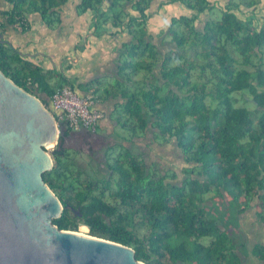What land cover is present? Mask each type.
<instances>
[{"label":"trees","instance_id":"obj_1","mask_svg":"<svg viewBox=\"0 0 264 264\" xmlns=\"http://www.w3.org/2000/svg\"><path fill=\"white\" fill-rule=\"evenodd\" d=\"M4 1L0 29L25 34L32 15L58 29L70 0ZM154 1L80 0L77 6L79 15L93 13L94 36L112 27L131 37L119 50L114 84L95 80L81 90H93L101 104L116 102L111 121L131 133V141L123 140L133 146L108 148L101 164L107 172L101 165L85 167L82 154L65 147L74 132L60 123L54 167L43 175L64 206L53 224L73 232L85 226L91 236L132 248L144 264H244L248 254L264 262V244L249 250L237 232L253 201L264 226V24L241 10L264 0H230L224 7L211 0H165L191 16L171 17L167 30L157 34L160 45L148 32ZM216 7L219 14L211 15ZM0 70L50 111L58 89L78 91L12 43L0 41ZM142 72L143 81H135ZM148 134L180 150L187 167L179 182L175 171L164 174L148 165L134 143ZM210 196L215 207L226 202V211L209 207ZM228 214L233 227L225 223Z\"/></svg>","mask_w":264,"mask_h":264},{"label":"water","instance_id":"obj_2","mask_svg":"<svg viewBox=\"0 0 264 264\" xmlns=\"http://www.w3.org/2000/svg\"><path fill=\"white\" fill-rule=\"evenodd\" d=\"M59 136L53 113L0 70V264H144L130 247L53 224L64 206L43 175Z\"/></svg>","mask_w":264,"mask_h":264},{"label":"rangeland","instance_id":"obj_3","mask_svg":"<svg viewBox=\"0 0 264 264\" xmlns=\"http://www.w3.org/2000/svg\"><path fill=\"white\" fill-rule=\"evenodd\" d=\"M164 2L165 0H155L149 12L151 16L149 21L148 32L156 36L155 41L156 42L158 41L159 45L161 38H158L157 34L160 35L161 34L160 32L162 30L164 31L167 30V26L169 25L171 17H179L182 15L191 16V11H189L186 7L180 4L167 5L164 4ZM211 2H213L215 5L218 4L217 2H219L220 6L224 7L230 2V0H211ZM79 4H80V0H70L69 3L63 7L62 10L63 22L61 26L58 29H56V31L53 32L51 30V32H49L50 36L49 38H46L47 41L53 40L57 42V40L59 41L65 40L66 43H68L71 40V42L69 43L70 46H72L73 44L72 32H75L74 30L81 32L82 36H84L83 37L84 40L86 39L87 34H92L89 25L91 26L93 22V17H94L93 13L88 12L84 15L80 13L79 15L77 12V6ZM3 9H7V4L5 3L4 0H0V10ZM241 10H242V15L248 16V14L249 15L254 14L256 16V22L260 25L264 24L263 3L258 5L255 9L249 10L245 7H242ZM218 14H219V7H216V9H214L211 15H218ZM207 17L208 15H205L202 18V20L206 19ZM29 22L31 23L32 29L30 32L25 34H22L21 32L20 34L12 32L11 27H9L10 29L7 32L8 33L7 37H9V41L12 42L15 47H18L24 54L32 53L31 58L36 62L40 60L39 65L42 66L45 71H49V72L52 71V73H55L56 64L53 62L52 58L49 57V55H47L44 52H41L42 54L41 53L37 54V52L41 51L44 40L40 38L43 31L40 30L39 33L38 31H36V28H40V27L46 29L49 28L44 24V22L41 20L39 15L30 16ZM110 31L113 35L114 40L115 38L117 39L116 41L118 42V45L116 47L118 48L120 45L119 42H121L122 39H125L126 41L130 37L127 32L123 35L121 34L119 35L117 33V30L112 27H110ZM60 32H62V34L64 35H62L60 38H57V36L55 35L56 34L60 35ZM166 38L167 41L170 40L169 36ZM168 47L169 46H167L166 49H168ZM77 49L79 51L78 47ZM66 52H67L66 55L70 56L71 61H69L67 58L64 59V63H63L64 69H62L61 64L59 65L61 71L67 70L70 66V63H73V59L77 56L75 50L72 51L68 49ZM143 75L144 72H142L139 76H137L135 78V81L141 83L143 81L142 79ZM104 79H107L106 80L107 83L114 84L110 76H106ZM51 81L54 85L55 83H57V78H53ZM107 83L104 84V87L107 86ZM164 90L166 91L167 88L164 87ZM137 135L141 136L140 131L138 132ZM123 139L131 141L132 139L131 133L128 132L127 130L121 129L120 127L117 128L116 123L111 121L109 127L105 128L104 130L99 129L97 134H89L87 132L72 133L69 136V138H67L65 142V147L67 149L80 152L82 154L79 160L83 166L86 167L90 163L101 165L104 161L105 152L107 151L108 148L114 147L119 142L124 143V145L126 146L129 145L133 146L132 144H129L127 141ZM134 143L137 145V147L141 148L142 152L144 153L148 161L149 166L152 164H156V167L164 174L170 171H175L177 174H179V178L177 179L176 182H179L182 179V170L186 168L187 165L184 162L180 150L177 148L175 144L160 145L158 143H155L153 141L152 134H148V136L140 140L135 139ZM53 149L54 148L50 149V151H52ZM101 169L103 171L105 170L103 165H101ZM207 204L209 207H215L214 201L213 199H211V196ZM225 205L226 202L223 206H220L219 208L215 207L216 210H219L218 211L219 214H222L223 212L226 211ZM257 211L258 210H257L256 202L253 201V203H251V208L241 215L239 219V227L237 228V232L240 234L242 241L247 243L249 250H252V248L256 243L264 244V226L257 219ZM226 216L227 217L225 218L228 219L227 220L224 219L225 223H229L231 221L232 216H229V214ZM229 224L230 227H233V223H229ZM78 232L85 233L86 235H88L89 229L83 226L79 229ZM243 261L244 264H264V262H259L253 255H249V254L243 258Z\"/></svg>","mask_w":264,"mask_h":264},{"label":"crops","instance_id":"obj_4","mask_svg":"<svg viewBox=\"0 0 264 264\" xmlns=\"http://www.w3.org/2000/svg\"><path fill=\"white\" fill-rule=\"evenodd\" d=\"M40 30L43 31L40 38H42L44 42L41 51L38 50L39 52H37V54L44 52L47 55H49V57H51L53 62L56 64L55 70L58 72V74H61L65 76L67 79H69L72 85H74V87L78 90L77 92L80 95L81 94L84 95L88 93L87 91L85 92L81 90V88L86 87L88 84H90L95 80H100L101 83L106 84L107 79L104 78L106 76H110L111 80L113 82L115 81V79L112 78H116L117 76V71L119 67L118 65L119 50L122 48L124 43L131 41L130 37H129L130 40L129 38L126 41L125 39H122L121 42H119L120 45L118 48L116 47L118 45V42L116 41L117 39L115 38L114 40L111 31H108L99 37H96L93 34H87L86 39L84 40L83 39L84 36H82L81 32L74 30L75 32H72L73 44L72 46H70L69 42H71V40L68 43H66L65 40H60V41L57 40V42L53 40L47 41L46 38H49L50 36L49 32H51V30L41 27L36 28V31H38L39 33ZM52 31L54 32L56 30H52ZM62 35L64 34L60 32V35L56 34L55 36H57V38H60ZM88 36L90 37L92 36L91 39ZM77 47L79 48V51ZM68 49L72 51L75 50L77 56L75 58L73 57L74 58L73 63H70V66L67 70L61 71L59 65L61 64L62 69H64L63 68L64 59L67 58L69 61H71L70 56L66 55L67 53L66 51ZM27 54H28L27 56L31 58L32 53H27ZM37 63H40V60L37 61ZM92 91L93 90H90L89 92ZM115 104L116 102L113 101L112 98L106 103L101 104L99 102L98 104L99 109L102 110L105 114H107L105 119L100 124V128L102 130L110 126V122H111L110 117L112 113L115 112Z\"/></svg>","mask_w":264,"mask_h":264},{"label":"built area","instance_id":"obj_5","mask_svg":"<svg viewBox=\"0 0 264 264\" xmlns=\"http://www.w3.org/2000/svg\"><path fill=\"white\" fill-rule=\"evenodd\" d=\"M98 104L99 100L93 92L80 95L71 86H64L54 93L51 112L58 115V119L55 118L58 127L60 123H65L74 133L95 134L105 118V113L99 109Z\"/></svg>","mask_w":264,"mask_h":264},{"label":"flooded vegetation","instance_id":"obj_6","mask_svg":"<svg viewBox=\"0 0 264 264\" xmlns=\"http://www.w3.org/2000/svg\"><path fill=\"white\" fill-rule=\"evenodd\" d=\"M10 28L7 26L5 29H4V31L2 30V29H0V41L3 43V44H5V43H8V44H10V43H12V42H10L9 41V37H7V32H8V30H9ZM11 30H12V32H15V33H17V34H20V32L19 31H17V30H15L14 28H11ZM11 34V33H10ZM23 34V33H22ZM13 44V43H12ZM13 46H14V44H13ZM16 48H18V47H16ZM26 55H28L27 53H26Z\"/></svg>","mask_w":264,"mask_h":264},{"label":"bare ground","instance_id":"obj_7","mask_svg":"<svg viewBox=\"0 0 264 264\" xmlns=\"http://www.w3.org/2000/svg\"><path fill=\"white\" fill-rule=\"evenodd\" d=\"M48 148H51V147H48ZM81 235H84V236H87V237H90L91 235H86L85 233H79Z\"/></svg>","mask_w":264,"mask_h":264}]
</instances>
